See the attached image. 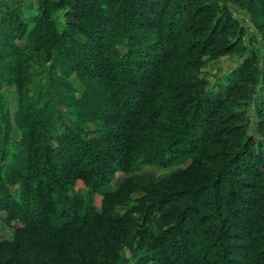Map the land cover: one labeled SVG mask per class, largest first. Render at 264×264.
Returning <instances> with one entry per match:
<instances>
[{"label":"trees","instance_id":"1","mask_svg":"<svg viewBox=\"0 0 264 264\" xmlns=\"http://www.w3.org/2000/svg\"><path fill=\"white\" fill-rule=\"evenodd\" d=\"M40 1L44 7L52 2L65 10V28L59 33L64 43H71L74 33L86 36L88 52L73 66L81 77L90 68L93 80L88 85L96 81L99 89L94 90L103 99L96 112L108 123L91 135L73 122L65 124L62 134H52L53 118L64 117L51 107L46 120L35 122L39 125L33 130L23 126L26 137L7 166L9 136L6 126L0 127L5 134L0 142V207L8 210L4 219L20 222L14 226L13 239L0 242V264H114L121 243L114 227L134 223L141 211L158 213L151 224L157 223L153 236L162 255L160 264H264V141L249 134L240 143H228L232 148L224 166L210 183L202 172L203 158L212 155L205 152V145L213 141L209 129L227 111L224 104L244 82L260 80L251 57L229 74L222 93L208 89L197 77L207 54L216 57L246 49L241 47L245 30L230 10L219 0ZM209 13L213 17L205 16ZM197 19L203 23L200 35L190 39V23ZM127 20L136 29L129 35ZM10 21L18 33H25L18 15ZM122 38L125 53L115 44ZM61 53L69 56L62 48ZM197 120L204 121L201 136L189 129L198 126ZM113 121L121 125L108 126ZM162 123L181 127L170 128L152 142L148 133L160 130ZM196 154L202 157L195 158L191 173L202 180L200 184L180 189L159 184L150 191L156 199L144 208L114 212V198L123 189L111 185L117 171L132 172L131 178L154 177L137 170L146 164L170 167ZM213 154L216 157L219 151ZM229 174L231 188L238 186L233 192L249 203L247 216L245 208L225 193L223 180ZM8 179L23 183L18 195L10 192ZM188 179L196 183L191 176ZM77 180L88 187L86 195L76 192ZM250 180L259 181L253 191ZM97 193L103 196L101 209L94 204ZM236 218L249 229L246 244L233 241L242 237L234 232ZM241 245L247 251L243 263L226 254Z\"/></svg>","mask_w":264,"mask_h":264},{"label":"rangeland","instance_id":"2","mask_svg":"<svg viewBox=\"0 0 264 264\" xmlns=\"http://www.w3.org/2000/svg\"><path fill=\"white\" fill-rule=\"evenodd\" d=\"M206 1L204 0V2ZM219 2L230 10L239 25L244 28L245 35L242 37L241 47L244 46L246 49H240L239 53H220L216 57L207 54L197 77L204 80L208 89L222 93L223 83L229 74L239 67L245 58L251 57L256 61L260 80L244 82L234 93V98L224 104L223 109L226 108L227 111L224 110L222 117L215 121L216 125L210 128L214 129L215 132L220 131L217 135L213 132L214 130L211 133L209 129V135L212 134L213 141L205 145V152L212 155L203 158L206 169L201 168L204 176H207L206 180L210 179L209 183L213 176L218 173V170L224 166L227 153L232 148L231 143H240L249 134L264 141V0H219ZM44 8L47 9L45 12L47 16L45 13L43 15ZM64 12L65 10L57 8L52 2L50 7H44L40 0H0V127L6 126L9 136V154L5 162L6 166L13 161L14 152L20 149L17 145L26 137L23 138L25 133L23 126H29L33 130V126L38 124L35 122L46 120L47 112L51 107H56L61 118L64 117L62 121L53 118L54 121H51V126L53 124L56 129L52 134H62L65 130V124L70 125V122H73L78 126H85L84 130L88 131V135H91L97 133L101 125L108 123L102 120L101 116L103 115L100 114V111H98L99 114L96 112L100 108L99 106L103 104V99L94 90V88L99 89V84L96 81L93 82V86L89 87L88 85L93 80L92 74L89 72L90 68L87 69L89 73L86 71V77H81L73 66L74 61L82 60L88 52L86 36L82 33H74L72 42L67 44L60 39L59 33L62 32L66 24ZM14 14L18 15L25 25V33L22 35L18 33L17 28L15 30V23L11 24L10 19ZM205 16L213 17L212 13ZM190 24H192V34L190 33L188 36L190 39H194L196 34L200 35L199 28L202 27L203 23L197 19ZM130 29H132L131 23L127 20L125 32H130ZM134 30L136 29H132V31ZM129 39L127 37L124 40ZM122 40L123 38L115 44L122 53H125L126 43ZM61 48L69 56H63ZM179 62L182 63L184 60ZM169 92L175 94L173 91L169 90ZM50 94L52 97L49 96ZM29 104L33 106L30 110L27 109ZM224 117L228 118L224 119ZM199 121L197 120L198 126L193 125L189 129L201 136L204 130V121ZM111 124L108 126L112 128L121 125L120 121H113ZM178 127L181 126H168L167 123H162L160 130L148 133L147 136H150L152 142H156L159 141L161 135L163 136L172 128ZM4 136L3 129H0V142ZM114 142L117 144L118 141L115 140ZM228 143L231 145H227ZM217 151L219 154L215 157L213 153ZM195 156H188L170 167L142 165L137 173L156 175L149 178H131L129 176L132 172L117 171L111 185L112 187L123 185L124 191L122 189L121 194L114 198V212L123 214L132 211L135 206L144 208L147 203L156 199L150 191L153 190L152 188L158 187L159 184L167 186V189L170 187L180 189L200 184L202 180H197L194 173H191L195 158L201 159L200 157H202L199 154ZM181 174L184 177H180ZM189 176L194 178L196 183L194 180L190 181ZM227 176L223 180L225 193L227 197H233L237 204L245 208V216H247L249 203L236 196L237 192L234 193L233 189L235 190L238 186L235 184L234 188H231L232 175L228 176V181L226 180ZM175 177L176 179H174ZM250 182L252 185L250 190L253 191L258 188L256 184L259 181L250 180ZM170 183L173 185L169 186ZM22 186L21 181L8 179V188L14 195L19 194ZM75 190L86 195L89 189L84 181L77 180ZM239 190L242 196V187ZM207 196L210 197L211 194L209 193ZM0 198H3L1 193ZM93 200L97 208L101 209L103 196L97 193ZM7 215L8 210L0 207V242L3 240L11 241L14 237V226L20 224L17 220L8 221L4 219ZM153 216H158L157 211L152 214H149L148 211L147 213L141 211L135 214L136 221L134 223L114 227L117 231V239L121 242L118 257L114 264H160L159 258L162 255L157 249L153 236L154 232L157 231L156 221V225H153V222L151 224ZM235 220L234 232L242 237L241 239L235 237L236 239L234 238L233 241L246 244L249 229L247 230L242 225L241 220H237V218ZM148 222H150L151 228L150 224L147 227H142ZM253 250L256 251L254 248ZM240 252L244 253L243 256L240 255ZM226 254L228 257L237 259L239 263H243L247 251L241 245L239 250L233 248Z\"/></svg>","mask_w":264,"mask_h":264}]
</instances>
